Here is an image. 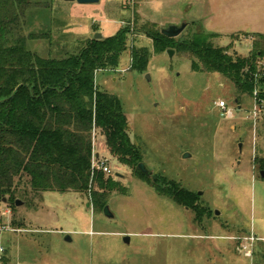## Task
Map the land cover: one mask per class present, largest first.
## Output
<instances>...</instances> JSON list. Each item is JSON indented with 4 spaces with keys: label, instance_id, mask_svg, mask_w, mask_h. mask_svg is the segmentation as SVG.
<instances>
[{
    "label": "rangeland",
    "instance_id": "rangeland-1",
    "mask_svg": "<svg viewBox=\"0 0 264 264\" xmlns=\"http://www.w3.org/2000/svg\"><path fill=\"white\" fill-rule=\"evenodd\" d=\"M30 2L19 24L24 37L33 36L28 49L44 59L75 54L96 34L127 30L118 66L96 71L95 87L120 100L146 169L201 194V215L159 195L153 177L144 182L121 165L96 130L95 153L126 189L109 195L113 217L94 212L87 194L17 195L21 207L0 206V256L8 264H264L260 244L252 258L236 249L251 232L264 238V108L254 122L251 97L219 74L192 72L188 55L156 49L147 35L185 23L175 41L203 31L216 36L214 47L245 57L252 38L243 34L264 35V0ZM133 48L148 53L143 72L129 70ZM218 101L230 108L223 116Z\"/></svg>",
    "mask_w": 264,
    "mask_h": 264
},
{
    "label": "trees",
    "instance_id": "trees-1",
    "mask_svg": "<svg viewBox=\"0 0 264 264\" xmlns=\"http://www.w3.org/2000/svg\"><path fill=\"white\" fill-rule=\"evenodd\" d=\"M30 3L0 0V206L14 210L20 194L76 193L89 195L93 211L103 212L112 192L125 195L118 179L92 170L93 132L97 130L121 165L144 182L153 177L159 195L192 210L199 219L198 195L138 170L142 153L129 138L120 100L95 87L96 71L118 66L127 49V30L109 38L86 40L77 53L62 59H44L28 49L27 40L33 36L24 37L19 24ZM147 35L156 49L169 46L188 55L194 73L219 74L230 80L240 95L251 98L256 88L264 108L263 34H243L252 38L245 57L234 52L230 55L228 47H214L216 36L203 31L181 41L161 32ZM147 63L145 49L131 50L129 70L143 72ZM260 163L263 169L264 163ZM22 181L28 193L25 189L19 192ZM8 262L6 256H0V264Z\"/></svg>",
    "mask_w": 264,
    "mask_h": 264
},
{
    "label": "built area",
    "instance_id": "built-area-1",
    "mask_svg": "<svg viewBox=\"0 0 264 264\" xmlns=\"http://www.w3.org/2000/svg\"><path fill=\"white\" fill-rule=\"evenodd\" d=\"M252 99L254 100L255 103H254L253 110L251 112V119L255 122L259 113L262 111V104H263L261 101L258 100V90L256 88L253 91ZM215 107L221 112L222 116L227 111L230 110L229 106L224 101L216 102ZM94 133L95 131L93 132V139H94ZM91 167H92V170L100 171L105 176H112V177L115 176V174L106 164V161L103 159H100L99 155L95 153V150L93 151V154H92ZM237 241H238V244H237L236 249L238 253L242 254L245 258H252L254 247L256 244H260L264 248V238H258L252 232L245 238L238 239Z\"/></svg>",
    "mask_w": 264,
    "mask_h": 264
},
{
    "label": "water",
    "instance_id": "water-1",
    "mask_svg": "<svg viewBox=\"0 0 264 264\" xmlns=\"http://www.w3.org/2000/svg\"><path fill=\"white\" fill-rule=\"evenodd\" d=\"M63 1L64 2H76L79 5L94 4V3H97L98 2V0H63ZM185 28H186V24L185 23L181 24V26H175V25H173V26L167 27L164 30H161V34L163 36H165L166 38L174 39V38L178 37L183 32V30ZM94 39L100 40V39H102V35L96 34L94 36ZM167 54L171 57V56H173V51L172 50H168L167 51ZM185 157L186 156H184V158ZM137 168L146 177H150L152 175V173L149 170H147L146 167L144 166V164H142V163L139 164ZM261 175L264 176V172H262ZM200 195L201 194H199L198 196H200ZM2 202L5 203V200L3 199ZM14 205H15L16 208H19V207L22 206V202L19 201V200H16L15 203H14ZM103 214L107 218H112L113 217L112 214L109 212L107 206L103 209ZM65 241H67V242H70L71 241L70 238H69V236H67L65 238ZM124 242L127 243L128 242V238H125L124 239Z\"/></svg>",
    "mask_w": 264,
    "mask_h": 264
}]
</instances>
